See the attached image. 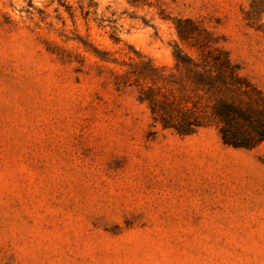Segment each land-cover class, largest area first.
I'll return each instance as SVG.
<instances>
[{
	"label": "rangeland",
	"instance_id": "1",
	"mask_svg": "<svg viewBox=\"0 0 264 264\" xmlns=\"http://www.w3.org/2000/svg\"><path fill=\"white\" fill-rule=\"evenodd\" d=\"M218 54L259 108L264 0H0V264H264V141L224 145L195 83Z\"/></svg>",
	"mask_w": 264,
	"mask_h": 264
},
{
	"label": "trees",
	"instance_id": "2",
	"mask_svg": "<svg viewBox=\"0 0 264 264\" xmlns=\"http://www.w3.org/2000/svg\"><path fill=\"white\" fill-rule=\"evenodd\" d=\"M131 1L143 2L145 0ZM213 60L215 64H218L214 65V71L203 69V72L197 73L195 83L206 88L207 92L217 94L216 101L212 105V115L221 124L219 132L222 143L233 148H252L264 141V98L259 108L223 99L220 95L222 89L216 82L224 86L227 79H235L234 70L223 54L216 55ZM176 61L178 64H186L181 55H177ZM159 120L163 128H172L181 135L188 134L191 130L192 123L185 117H182L180 121H174L171 115L164 114Z\"/></svg>",
	"mask_w": 264,
	"mask_h": 264
}]
</instances>
